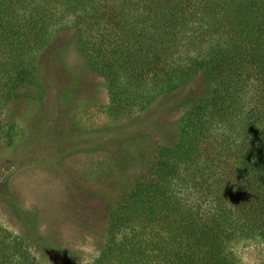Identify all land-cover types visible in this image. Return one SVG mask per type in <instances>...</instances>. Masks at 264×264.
Wrapping results in <instances>:
<instances>
[{
  "label": "trees",
  "instance_id": "trees-1",
  "mask_svg": "<svg viewBox=\"0 0 264 264\" xmlns=\"http://www.w3.org/2000/svg\"><path fill=\"white\" fill-rule=\"evenodd\" d=\"M66 30L116 113L181 94L94 264H242L233 244L264 239V0H0V115ZM23 246L0 236V264H45Z\"/></svg>",
  "mask_w": 264,
  "mask_h": 264
},
{
  "label": "rangeland",
  "instance_id": "rangeland-1",
  "mask_svg": "<svg viewBox=\"0 0 264 264\" xmlns=\"http://www.w3.org/2000/svg\"><path fill=\"white\" fill-rule=\"evenodd\" d=\"M216 44L208 37L181 57ZM19 90L0 115V236L23 238L22 252L45 264H84L81 246L104 248L110 210L173 133L171 105L181 94L156 98L138 115L116 113L105 80L86 67L67 30ZM232 248L240 263L264 264V239Z\"/></svg>",
  "mask_w": 264,
  "mask_h": 264
},
{
  "label": "clouds",
  "instance_id": "clouds-1",
  "mask_svg": "<svg viewBox=\"0 0 264 264\" xmlns=\"http://www.w3.org/2000/svg\"><path fill=\"white\" fill-rule=\"evenodd\" d=\"M91 248V251H87ZM81 251L84 253V264H94V260L99 257V252L95 249L94 244L81 246Z\"/></svg>",
  "mask_w": 264,
  "mask_h": 264
}]
</instances>
